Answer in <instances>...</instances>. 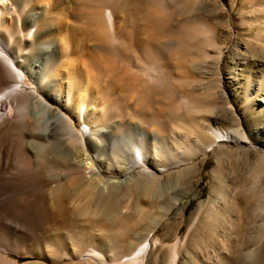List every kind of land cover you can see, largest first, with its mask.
I'll list each match as a JSON object with an SVG mask.
<instances>
[{
	"label": "rangeland",
	"instance_id": "rangeland-1",
	"mask_svg": "<svg viewBox=\"0 0 264 264\" xmlns=\"http://www.w3.org/2000/svg\"><path fill=\"white\" fill-rule=\"evenodd\" d=\"M15 1L20 9L28 0ZM52 2L46 16L39 0L22 15V20L31 22L38 16L35 13L44 16L45 27L33 35L36 49L27 55L24 69L30 82L46 79L52 66H57L65 79L70 69L61 50L67 41L72 51L68 58L74 60L73 68L81 76L97 75L99 70L104 80L113 74L124 78V83L135 77L140 88L151 90L138 96L122 93L106 98L96 94L100 102L106 101L104 125L96 129L95 138L87 135L89 144L105 153L120 144L142 141L144 145L155 144L165 155L160 172L112 178L120 186L113 188L107 199L109 209L124 207L122 231L130 236V242L148 240L144 264H264V0H175L171 25L178 31L188 21L189 53L175 47L171 77L160 67L154 81L133 66L128 68V58L114 60L102 54L98 43L75 37V32L86 27V20L77 16L78 5L73 0ZM121 20L117 18L120 24ZM175 37L182 40L178 32ZM43 84L53 96L54 84L46 80ZM93 88L101 89L102 85ZM137 100L143 103L139 111L135 109ZM29 111L41 118V129L37 138H32L19 121L12 122L13 136L6 140L3 153L8 165L0 168L1 175L18 167L20 141L35 158L46 154L69 157L68 151L45 141L55 119L44 106L33 104ZM216 130L230 133L236 140L211 145L212 131ZM61 179L47 185L50 187L17 192L14 205L36 209L40 195L46 194L53 199L54 208L64 202L76 212L91 210V203L79 204L83 197L75 195L76 177ZM1 195L2 189L0 199ZM152 214L160 219L156 231L150 232L144 224ZM0 218L7 222L3 215ZM11 226L9 231H0L1 241L17 236L29 243L27 248L21 246L22 252L35 248L28 230L16 223ZM7 257L21 264H50V258L27 254L9 253ZM65 260L60 264H81Z\"/></svg>",
	"mask_w": 264,
	"mask_h": 264
},
{
	"label": "bare ground",
	"instance_id": "bare-ground-1",
	"mask_svg": "<svg viewBox=\"0 0 264 264\" xmlns=\"http://www.w3.org/2000/svg\"><path fill=\"white\" fill-rule=\"evenodd\" d=\"M17 1L19 3L20 0ZM52 1L39 0V8L44 16L49 14ZM73 1L78 5L77 16H84L86 20V27L75 32V37L79 35L98 43L102 54L114 60L128 58L127 67L133 66L147 80H156L160 67L165 69L168 78L171 77L170 65L175 47L185 54L189 53L188 21H184L178 31L171 25L175 0ZM15 2L0 0V168L8 165L4 162L3 153L6 140L13 136L10 133L13 121H19L21 128L28 131L30 137L37 138V131L41 129V118L31 116L29 107L33 104L43 105L44 110L55 119L49 127L48 139L45 140L47 144L68 151L69 157L57 158L46 154L35 158L22 141L18 143L21 153L18 167L10 168L5 175L0 174V189L3 190L0 217L3 215L7 221L5 223L0 218V231L11 230V224L16 223L17 227L30 232L35 248L31 246L22 252L21 246L27 248L29 243L23 238L24 242H21L17 236L0 240V264H21L8 258L9 253L18 256L27 254L45 260L50 258V264H60L64 259L77 260L81 264H95L97 260V264H144L150 248L148 240L130 242V236L122 231L124 207L110 206L112 209H109L107 199L111 190L120 186L112 178L126 174L131 177L149 176L154 171L160 172L158 168L165 162V155L155 144L144 145L142 141L129 145L120 144L111 153H105L101 148L91 146L87 135L95 138L96 129L104 125L102 112L106 101L100 102L96 94L106 98L122 93L138 96L141 91L148 94L151 90L140 88L135 77L124 83V78L113 74L108 80H104L96 65L93 68L98 70L97 75L88 72L90 75L81 76L73 68L74 63L71 61L74 60L68 58L72 51L70 52V42L67 41L65 43L69 45L63 42L61 50L68 59L66 67L70 69L65 79L60 76L59 68L52 66L45 74L46 79L42 78L38 83L30 82L24 69L27 55L36 49L33 35L41 32L44 16L42 17V13H35L38 15L35 21H24L22 15L35 0L21 2V10ZM57 13L60 18L62 12ZM155 14L162 17L158 18ZM118 17L122 19L121 24L117 21ZM61 27L60 25L59 29ZM177 32L182 40L176 39ZM45 80L54 84L53 96L43 88ZM101 85V89L93 88ZM142 105L137 100L136 111ZM212 135L211 145L236 140L230 133L217 130L212 131ZM63 176L76 177L75 195L83 197L79 204L87 201L88 204L91 203V210L84 208L76 212L64 202L54 208L53 199L46 194L40 195V204L36 209L14 205L13 196L17 192L37 190L56 179L62 180ZM134 182L139 189L141 184ZM115 203L113 206H116ZM156 213L158 215L159 211ZM159 219L152 214V217L146 218L147 223L144 225L150 232L156 231Z\"/></svg>",
	"mask_w": 264,
	"mask_h": 264
}]
</instances>
